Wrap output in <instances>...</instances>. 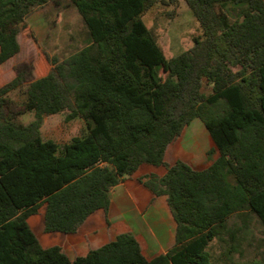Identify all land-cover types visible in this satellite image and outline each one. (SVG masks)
<instances>
[{"label": "trees", "instance_id": "obj_1", "mask_svg": "<svg viewBox=\"0 0 264 264\" xmlns=\"http://www.w3.org/2000/svg\"><path fill=\"white\" fill-rule=\"evenodd\" d=\"M47 1L0 0V65ZM69 1L88 43L26 86L21 73L0 85V264H215L214 240L227 264H264V0H185L203 32L171 57L142 13L178 0ZM62 113L84 127L65 143L45 139V116ZM195 118L209 133V163L170 161V144ZM133 180L149 193L143 211L166 197L172 245L148 257L144 240L120 229L68 255L56 233L96 213L109 222L112 187ZM245 244L257 245L251 259Z\"/></svg>", "mask_w": 264, "mask_h": 264}, {"label": "rangeland", "instance_id": "obj_2", "mask_svg": "<svg viewBox=\"0 0 264 264\" xmlns=\"http://www.w3.org/2000/svg\"><path fill=\"white\" fill-rule=\"evenodd\" d=\"M142 19L156 37L167 57L178 54L194 43V37L202 35V28L185 0H178L174 6L157 3L142 13ZM25 27L19 32V52L0 65V85L10 81L19 73L23 75L24 86L34 78L46 74L52 67V58L63 60L73 52L84 47L89 41V34L75 6L69 0H48L46 4L37 6L25 18ZM22 92L12 94V99L20 104ZM16 104L14 109H19ZM18 118L29 123L34 119V113L28 112ZM84 127L80 118L66 121L65 113L45 116L42 133L45 139H53L65 143L79 134ZM199 118H195L182 142V150L192 153V161L198 164L206 157L207 145L198 148L200 141L196 140L205 129ZM194 134V137H193ZM261 232H256L257 238ZM62 235L61 245L69 250L68 241ZM257 245L244 246V257L255 256ZM215 264H227L220 255V245L214 240L209 248ZM79 254V253H77ZM75 254V255H77ZM238 259L239 256H236Z\"/></svg>", "mask_w": 264, "mask_h": 264}, {"label": "crops", "instance_id": "obj_3", "mask_svg": "<svg viewBox=\"0 0 264 264\" xmlns=\"http://www.w3.org/2000/svg\"><path fill=\"white\" fill-rule=\"evenodd\" d=\"M188 127L178 140L170 144L167 157L170 161L181 158L194 167L205 166L209 163V133L207 130H203L195 138L200 141L197 145L198 148L201 149L202 146L207 145V149L205 159L198 164H194L192 153L181 148ZM142 170L144 173L155 172L159 175L165 172L163 167L150 165H144ZM148 198L149 193L142 189L136 181L133 180L128 183L122 181L111 189V202L108 211L109 222L102 223L100 213H96L77 232L68 234L58 232L55 239L61 244L62 235H66L69 246V250L66 252L68 255L74 256L114 239L118 230L122 229L130 230L144 240L146 244L144 250L148 257H152L159 251H166L174 241L176 223L170 212L166 197L163 195L156 197L147 210L143 211L142 204Z\"/></svg>", "mask_w": 264, "mask_h": 264}]
</instances>
